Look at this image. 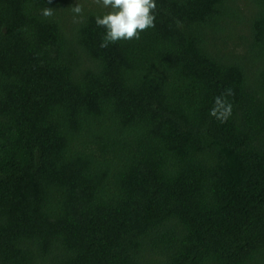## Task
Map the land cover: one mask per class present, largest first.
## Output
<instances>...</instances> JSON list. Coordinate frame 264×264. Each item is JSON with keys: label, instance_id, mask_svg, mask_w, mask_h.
<instances>
[{"label": "trees", "instance_id": "1", "mask_svg": "<svg viewBox=\"0 0 264 264\" xmlns=\"http://www.w3.org/2000/svg\"><path fill=\"white\" fill-rule=\"evenodd\" d=\"M156 2L0 0V264H264V0Z\"/></svg>", "mask_w": 264, "mask_h": 264}, {"label": "clouds", "instance_id": "2", "mask_svg": "<svg viewBox=\"0 0 264 264\" xmlns=\"http://www.w3.org/2000/svg\"><path fill=\"white\" fill-rule=\"evenodd\" d=\"M94 2L102 8L109 9L102 16L95 18L96 25L105 29L101 48H107L109 44L121 40H138L142 32L155 27L156 0H94ZM72 10L78 16L84 11L79 3ZM42 14L45 17L51 16L53 9L44 8ZM233 95V90L229 88L216 96L209 115L226 122L232 114V104L228 97Z\"/></svg>", "mask_w": 264, "mask_h": 264}]
</instances>
